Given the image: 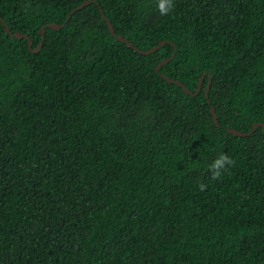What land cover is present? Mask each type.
I'll list each match as a JSON object with an SVG mask.
<instances>
[{
  "label": "trees",
  "instance_id": "1",
  "mask_svg": "<svg viewBox=\"0 0 264 264\" xmlns=\"http://www.w3.org/2000/svg\"><path fill=\"white\" fill-rule=\"evenodd\" d=\"M82 1L0 0V264H264V0Z\"/></svg>",
  "mask_w": 264,
  "mask_h": 264
},
{
  "label": "water",
  "instance_id": "2",
  "mask_svg": "<svg viewBox=\"0 0 264 264\" xmlns=\"http://www.w3.org/2000/svg\"><path fill=\"white\" fill-rule=\"evenodd\" d=\"M88 1H89V0L82 1L79 5L75 6V7L70 11V13H71L73 10H75V9H77V8H80L81 6H84ZM99 10H100V9H99ZM100 11H101V10H100ZM101 16L104 18V20H105V22H106V25H107V27H108V29H109V31L111 32V34H112L115 38H117V39L120 40V41L125 42L128 46L132 47L134 50H136V51H138V52H141V53H147V52H150V51L155 50L156 48H158V46H160V45L162 44V42H160V43H158L157 45H154V46L150 47V48L147 49V50H140V49H138L137 47L133 46V45H132L127 39H125V38L122 37L121 35H117V34H115L114 31H113V28H112V26H111V24H110V22L106 19V17L103 15V13H101ZM0 21H1L2 24L4 25V29H5V31H7L8 33H11V32L8 30V28L6 27V25L4 24V22L2 21L1 17H0ZM46 26H49V27L55 29V28L60 27L61 24L47 23ZM39 32L41 33V37H40V39H39L37 45H36L34 48H31V40H30V38H29L28 36H26V35H24V34H22V33H19V32H17V31H15V32H13V33H11V34H12L13 36L17 37V38L24 37V38L27 40V46H28L29 50H31V51H37V50L39 49V47L41 46V44H42V39H43V27H41V28L39 29ZM171 56H172V54H170V56H169L168 58H164V59H162V60L156 65L155 69H158L159 66H160L162 63L166 62L169 58H171ZM162 77H163L164 79H166L167 81H169V82H173V83L179 85V86L183 89V91L186 92V93H188V94H194V93L198 92V90H199V88H200V84H201V79H202V76H201V77L198 79V81H197V84H196V87H195L194 91H190V90H188V89H187V88H186V87H185L180 81H178V80H176V79H172V78L167 77V76H165V75H162ZM208 85H209V82H207V84L205 85V87H204V89H203V91H204V95H205V96H207V88H208ZM209 110H210V113H211V117H212L213 122L217 124V121H216V117H215V114H214V109H213V107L210 106ZM257 126H261V127L263 128V130H264V123L254 122V123H252V126H251L250 130H248V131H244V132H242V131H237L236 129H233V128H227V131H228V132H231L232 134H234V135H236V136H242V135H247L250 131L254 130Z\"/></svg>",
  "mask_w": 264,
  "mask_h": 264
},
{
  "label": "clouds",
  "instance_id": "3",
  "mask_svg": "<svg viewBox=\"0 0 264 264\" xmlns=\"http://www.w3.org/2000/svg\"><path fill=\"white\" fill-rule=\"evenodd\" d=\"M156 7L161 16H167L174 9L175 3L174 0H156ZM234 163V160L229 155L225 153L218 154L211 164L207 165V169L211 173V179H220L223 173L228 170V167L234 165ZM199 188L203 191L206 185L201 182Z\"/></svg>",
  "mask_w": 264,
  "mask_h": 264
}]
</instances>
